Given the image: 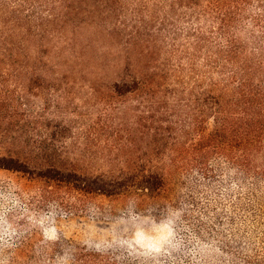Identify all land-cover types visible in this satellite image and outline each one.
Listing matches in <instances>:
<instances>
[{
  "label": "trees",
  "instance_id": "trees-1",
  "mask_svg": "<svg viewBox=\"0 0 264 264\" xmlns=\"http://www.w3.org/2000/svg\"><path fill=\"white\" fill-rule=\"evenodd\" d=\"M0 20V169L25 179L21 201L71 212L88 211L98 197L128 199L171 213L174 237L159 256L127 250L143 264H188L193 255L201 264H264V0H0ZM92 23L111 39L130 29L128 50L138 53L110 82L86 78L98 104L93 122L114 128L117 142L98 165L52 162L45 139L33 140L37 116L23 108L28 80L10 70L20 57L15 34L39 42L36 51L45 38ZM34 73L30 80L58 78ZM10 248L0 245V255ZM14 248L3 264L32 252ZM52 251L49 262L61 264L59 243L41 257ZM81 251L74 264L93 255Z\"/></svg>",
  "mask_w": 264,
  "mask_h": 264
},
{
  "label": "rangeland",
  "instance_id": "rangeland-1",
  "mask_svg": "<svg viewBox=\"0 0 264 264\" xmlns=\"http://www.w3.org/2000/svg\"><path fill=\"white\" fill-rule=\"evenodd\" d=\"M128 32L130 29H123L120 35L111 39L97 23L84 24L77 29L68 27L62 34L59 32L45 38L36 51L39 42L26 38L29 34H15L20 57L10 70L17 74L16 78L28 80L24 91V102L28 104L23 108L28 109L25 110L27 114L32 112L37 116L36 120L31 118L33 123L36 121L31 125L36 128L33 140L38 139L37 143H40V139H45V144L50 147L49 161L70 164L76 160V165L80 166V162L91 161L98 165L112 157L110 151L117 142L112 133L116 132L114 128L93 122L98 117L95 110L98 104L92 96L93 84L86 78H104L100 81L110 82L119 70L129 68L138 53L128 50ZM26 50L31 58H25ZM4 63H0V72L7 69ZM35 70H41L49 77L57 74L58 78L40 82L30 80ZM65 70H81L86 77L70 78L61 73ZM9 84L16 91L18 86ZM100 93L102 90L98 91V96ZM40 132L48 137L40 138ZM118 137L124 141L127 139L126 126L118 132ZM24 182L22 176L0 169V245L12 246L9 253L0 255V264L6 256L15 258L12 253L18 244L29 246L32 252L15 264H53L49 262L54 256L53 251L48 253L49 258L41 257L42 251H49L53 243H59L62 249L58 253L65 258L61 264H74L76 249L82 250L83 254L93 253L84 264L92 261L93 264H143L142 260L137 262L133 256H128L127 250L140 257L152 252L156 257L169 238L174 237L175 221L171 213L159 216L145 207L133 208L128 199L100 197L92 200L88 211L61 212L54 208L43 211L31 206L27 195L20 200L16 188ZM102 206L105 207L103 214L99 211ZM184 242H188V238ZM188 246L186 243L185 247ZM109 251L110 255L114 254V259L98 256ZM189 258L188 264H201L196 255ZM175 261L170 258L162 264H176Z\"/></svg>",
  "mask_w": 264,
  "mask_h": 264
}]
</instances>
